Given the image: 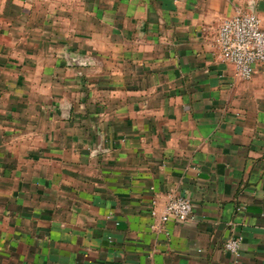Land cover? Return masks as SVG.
I'll list each match as a JSON object with an SVG mask.
<instances>
[{"label": "crops", "instance_id": "1", "mask_svg": "<svg viewBox=\"0 0 264 264\" xmlns=\"http://www.w3.org/2000/svg\"><path fill=\"white\" fill-rule=\"evenodd\" d=\"M249 13L0 0V264H264V65L241 80L215 44ZM175 196L190 219L153 233Z\"/></svg>", "mask_w": 264, "mask_h": 264}, {"label": "built area", "instance_id": "2", "mask_svg": "<svg viewBox=\"0 0 264 264\" xmlns=\"http://www.w3.org/2000/svg\"><path fill=\"white\" fill-rule=\"evenodd\" d=\"M215 44L220 61L230 64L236 77L241 80H250L256 67L264 65V30L254 13L237 14L225 19L218 28ZM191 214L189 199L171 197L160 213L151 211V216L156 221L150 226V230L168 236L166 225L169 221L186 222ZM243 240L241 234L231 236L224 242L223 249L238 256Z\"/></svg>", "mask_w": 264, "mask_h": 264}]
</instances>
